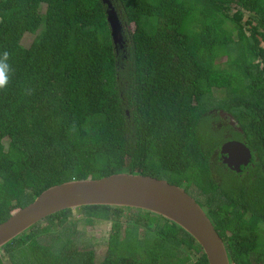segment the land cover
Here are the masks:
<instances>
[{
	"label": "trees",
	"instance_id": "1",
	"mask_svg": "<svg viewBox=\"0 0 264 264\" xmlns=\"http://www.w3.org/2000/svg\"><path fill=\"white\" fill-rule=\"evenodd\" d=\"M109 2L121 48L100 0H0V52L13 69L0 90V223L51 186L138 174L190 195L229 264H264V0ZM221 89L252 153L240 173L217 164L221 141L202 116ZM74 209L87 225L110 223L99 262L61 230L66 209L3 245L0 264H207L158 215L134 209L123 226L130 208Z\"/></svg>",
	"mask_w": 264,
	"mask_h": 264
},
{
	"label": "water",
	"instance_id": "2",
	"mask_svg": "<svg viewBox=\"0 0 264 264\" xmlns=\"http://www.w3.org/2000/svg\"><path fill=\"white\" fill-rule=\"evenodd\" d=\"M100 2L106 7L111 43L114 48H121V25L109 0ZM219 155L221 163L235 172L251 159L249 150L234 141L221 145ZM83 206H114L153 213L185 231L201 248L207 264H229L222 241L190 195L165 180L126 173L47 188L0 223V248L47 216Z\"/></svg>",
	"mask_w": 264,
	"mask_h": 264
},
{
	"label": "rangeland",
	"instance_id": "3",
	"mask_svg": "<svg viewBox=\"0 0 264 264\" xmlns=\"http://www.w3.org/2000/svg\"><path fill=\"white\" fill-rule=\"evenodd\" d=\"M131 30H132V25H128L126 27V31H131ZM32 39L33 36L24 35L21 38L20 43L25 48L27 47L28 50L30 51L32 49ZM222 95H223L222 91L217 92L211 97L210 102L203 103L202 107L205 109V111L207 109L214 108L219 103L218 101L215 100V98L218 99L222 97ZM211 118L214 119L215 117H211ZM132 210L125 211L124 216L119 219L123 226L126 225V221L128 219L135 216L134 214L136 212L134 209ZM38 223L39 224L36 225L37 231L43 229L46 230L48 228L46 221L41 220ZM109 224H110L109 221L106 222L94 221L92 224L87 225L86 223H84V216H81L80 210L71 209L70 215L68 217V221H65L63 223L61 230L62 228H66L67 231L66 230L64 231H66V233H69V239L77 248L92 249L95 253V261L99 262L102 259L105 250V243L109 231ZM47 234H45L42 238H43V243L49 244V240H52V238L56 235L54 233L52 237V235H47ZM38 239H41V237H39ZM123 264H129V263L125 261L123 262Z\"/></svg>",
	"mask_w": 264,
	"mask_h": 264
},
{
	"label": "flooded vegetation",
	"instance_id": "4",
	"mask_svg": "<svg viewBox=\"0 0 264 264\" xmlns=\"http://www.w3.org/2000/svg\"><path fill=\"white\" fill-rule=\"evenodd\" d=\"M220 91L223 92L222 97L218 99L215 98V100L218 101L220 105L217 107L211 108V109H207L205 113H202V116L205 118L206 117L208 118V119L206 118L207 120L204 121L206 122L205 128H206L207 134L209 133L208 135L210 134L216 135L219 137L221 141L218 149L213 152V154H217V160H216L217 164L223 170L234 172V173H240L242 170L246 169L250 165V162L245 167L239 166L240 168L236 172L229 169L228 167H226L225 165L221 163V159L219 155L221 145H223L226 142H232V141L238 142V143L243 144L249 150L250 154L252 153L250 149L247 147L245 135L242 134V131L237 126V122L234 120L233 116L229 112L221 108V105H222L221 100L225 97V94H226L225 91L222 89L213 91L212 96L215 93L220 92ZM211 117H215V118L212 119Z\"/></svg>",
	"mask_w": 264,
	"mask_h": 264
},
{
	"label": "clouds",
	"instance_id": "5",
	"mask_svg": "<svg viewBox=\"0 0 264 264\" xmlns=\"http://www.w3.org/2000/svg\"><path fill=\"white\" fill-rule=\"evenodd\" d=\"M10 59L11 54L7 50L0 52V90L7 88L13 72Z\"/></svg>",
	"mask_w": 264,
	"mask_h": 264
}]
</instances>
